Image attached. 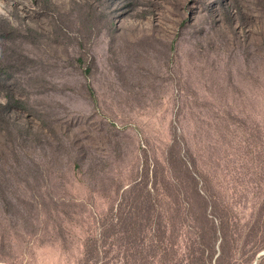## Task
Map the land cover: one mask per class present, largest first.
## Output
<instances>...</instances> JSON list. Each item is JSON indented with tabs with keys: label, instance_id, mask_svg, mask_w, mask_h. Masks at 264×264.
Returning a JSON list of instances; mask_svg holds the SVG:
<instances>
[{
	"label": "rangeland",
	"instance_id": "1",
	"mask_svg": "<svg viewBox=\"0 0 264 264\" xmlns=\"http://www.w3.org/2000/svg\"><path fill=\"white\" fill-rule=\"evenodd\" d=\"M262 252L264 0H0V264Z\"/></svg>",
	"mask_w": 264,
	"mask_h": 264
},
{
	"label": "water",
	"instance_id": "2",
	"mask_svg": "<svg viewBox=\"0 0 264 264\" xmlns=\"http://www.w3.org/2000/svg\"><path fill=\"white\" fill-rule=\"evenodd\" d=\"M264 256V252H262L259 256H258V258H261V257H263Z\"/></svg>",
	"mask_w": 264,
	"mask_h": 264
},
{
	"label": "trees",
	"instance_id": "3",
	"mask_svg": "<svg viewBox=\"0 0 264 264\" xmlns=\"http://www.w3.org/2000/svg\"><path fill=\"white\" fill-rule=\"evenodd\" d=\"M90 91H91V96L93 97V92H92V90L90 89Z\"/></svg>",
	"mask_w": 264,
	"mask_h": 264
}]
</instances>
